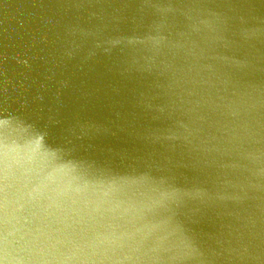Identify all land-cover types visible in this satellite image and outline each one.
Here are the masks:
<instances>
[{
    "label": "water",
    "instance_id": "1",
    "mask_svg": "<svg viewBox=\"0 0 264 264\" xmlns=\"http://www.w3.org/2000/svg\"><path fill=\"white\" fill-rule=\"evenodd\" d=\"M0 264H264V0H0Z\"/></svg>",
    "mask_w": 264,
    "mask_h": 264
}]
</instances>
